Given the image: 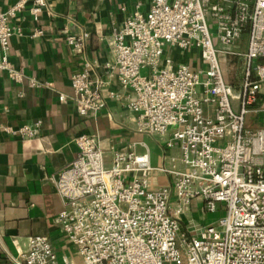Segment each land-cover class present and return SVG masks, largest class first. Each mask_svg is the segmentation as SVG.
Listing matches in <instances>:
<instances>
[{
  "label": "built area",
  "instance_id": "1",
  "mask_svg": "<svg viewBox=\"0 0 264 264\" xmlns=\"http://www.w3.org/2000/svg\"><path fill=\"white\" fill-rule=\"evenodd\" d=\"M28 6L35 21L53 13L49 0H18L0 11V70L39 88L48 83L9 57L12 37L22 34L12 18ZM42 33L36 28L33 36ZM88 38L86 30L64 34L82 67L71 75L73 95L58 92L59 100L94 118L109 101L120 103L134 115V132L158 137L160 161L153 164L149 145L138 141L128 150L112 146L108 162L98 134L78 135L76 157L52 180L64 204L56 221L79 260L37 235L17 254L6 249L12 263L264 264V127L246 124L260 109L264 83V0H150L147 11L137 5L112 23L107 79L94 74ZM234 59L242 63L239 92L223 66ZM107 115L113 121L116 112ZM42 126L38 119L4 130L35 138Z\"/></svg>",
  "mask_w": 264,
  "mask_h": 264
},
{
  "label": "crops",
  "instance_id": "2",
  "mask_svg": "<svg viewBox=\"0 0 264 264\" xmlns=\"http://www.w3.org/2000/svg\"><path fill=\"white\" fill-rule=\"evenodd\" d=\"M17 1L0 0V11H7ZM49 4L53 13L44 11L39 21L34 20L29 6L12 18V24L20 26L22 34L12 37L9 55L15 67H22L27 75L48 85L31 88L0 70V235L4 244V248L0 246V264H13L6 249L17 254L37 235L48 236L59 255L79 260L56 221L64 204L52 180L76 157L78 135L98 134L108 162L112 146L128 150L138 141L149 145L152 161L158 163L162 153L157 141L152 147L147 141L149 136L134 132V115L120 103L109 101L108 107L94 118L80 116L71 99L62 102L58 97V92L73 95L71 75L82 67V59L64 39L65 32H89L86 55L96 65L94 74L107 79L104 64L113 59L109 44L112 23H121L137 5L147 11L150 0H49ZM36 28L43 33L34 37ZM246 46L244 37L242 47ZM174 55L178 60H188V55L183 57L178 51ZM230 83L236 92L240 91L242 81ZM112 87L122 91L116 79ZM256 106L259 111L246 117L251 128L264 127V83ZM109 111L116 112L113 121L107 115ZM38 119L43 120V126L35 138H22L4 130L6 126L18 127ZM138 150L145 149L138 146ZM194 215L201 219L196 209Z\"/></svg>",
  "mask_w": 264,
  "mask_h": 264
},
{
  "label": "rangeland",
  "instance_id": "3",
  "mask_svg": "<svg viewBox=\"0 0 264 264\" xmlns=\"http://www.w3.org/2000/svg\"><path fill=\"white\" fill-rule=\"evenodd\" d=\"M222 58L223 57L220 56V60H222ZM233 61H235V60H233ZM223 66H224V69L226 71V78L229 82L238 81V80H239V82H241L243 80V75L241 73V68H240V66H242L241 62L239 63V61H237V62H232L231 64L224 63ZM157 139H158V137H154V138L148 137L147 141L149 144H151L152 147H155V141H157ZM152 162H153V164L157 163L155 161H152ZM195 204H196V202H195ZM221 215H222L221 212H217L213 215L210 214L209 216H211V218H213V217L216 218V217H219Z\"/></svg>",
  "mask_w": 264,
  "mask_h": 264
}]
</instances>
